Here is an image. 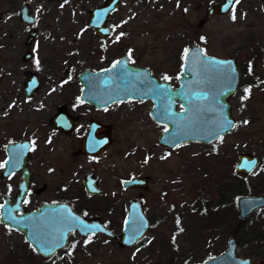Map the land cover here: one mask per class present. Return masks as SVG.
I'll use <instances>...</instances> for the list:
<instances>
[{"label": "rangeland", "instance_id": "obj_1", "mask_svg": "<svg viewBox=\"0 0 264 264\" xmlns=\"http://www.w3.org/2000/svg\"><path fill=\"white\" fill-rule=\"evenodd\" d=\"M22 1L0 0V163L2 146L10 137L41 136L47 117L44 108H34L33 101L26 103L21 93L23 73L28 70V63L20 61L26 50L24 30L16 15ZM221 1L155 0V8H146L140 0H126L111 18L113 41L105 50L93 53L95 40L88 33H79L85 29L83 11L91 6L89 0L63 10L56 9V3L34 0L42 36L33 49L39 56L42 78L57 77L67 66L72 71L82 65L104 67L131 52L135 65L149 69L158 79L167 76L174 84L182 53L193 45L206 55L232 58L238 72L236 91L228 99L234 128L209 144L163 147L157 138L165 128L148 121V110L144 115L147 103L113 109L119 117L115 143L95 166L107 196L86 207L119 233L127 201L139 197L136 191H118L116 182L130 175H148V190L141 200L150 226L145 237L128 249L103 236L80 242L74 264H198L224 251L230 238L236 243L237 255L249 258L251 264H264V207L241 220L244 223L238 227L235 206L239 196H264V0H239L226 15L206 19L205 8ZM50 28L53 42L43 33ZM119 30L123 37L114 38ZM62 55L63 62L58 59ZM245 95L247 99H242ZM65 149V145H54L50 163H56L55 156ZM240 152L258 158L256 169L247 176L234 173ZM38 157L31 171L36 185L44 183L49 191L30 197L32 206L36 201L54 199L56 182L73 177L69 170L42 167ZM75 164L71 170H78ZM9 184L0 181V202ZM18 235L0 225V264H44Z\"/></svg>", "mask_w": 264, "mask_h": 264}, {"label": "water", "instance_id": "obj_2", "mask_svg": "<svg viewBox=\"0 0 264 264\" xmlns=\"http://www.w3.org/2000/svg\"><path fill=\"white\" fill-rule=\"evenodd\" d=\"M118 1L106 0L101 8L89 13L87 27L94 29L99 38L108 34V29L103 27V22L115 10ZM232 6L233 4H229L228 0L211 4L205 8L204 17L210 19L226 15ZM20 14L21 20L27 22L28 10L25 5L22 6ZM28 40L29 37L25 44ZM188 50L187 59L184 58V52L182 54L179 85L175 89H172L166 82L151 77L147 70L126 65L122 59L118 60L122 63L115 69H112L111 66L96 74L83 71L80 78L103 77L106 74L112 75V78L120 79L121 90H116L117 93L112 102L117 99L130 98L151 100L153 104L149 114L151 119L167 128V131L164 129L157 139L159 145L174 148L189 142L209 144L219 137L229 134L234 128V126H228L227 130H224L226 120L231 121L234 125L228 99L236 91L238 72L234 60L230 57L218 58L206 54L200 56L201 50L197 45L189 47ZM212 60L223 63H207ZM30 86L33 89L28 92ZM23 88L26 96L29 97L34 91L35 84H25ZM204 95H207L208 99H203ZM176 104L180 106V111L174 110ZM168 109L171 110L172 115L166 119ZM20 146L21 143H15L5 147L6 156L0 179L4 180L16 172L19 175V184L14 197H3L1 203L3 207L0 208V224L21 234L24 241L35 250L40 259H48L56 250L64 248L67 244V234L73 231H76L83 239L87 236L100 234L113 240L119 248L127 249L143 239L149 225L141 212L140 204L135 201L129 203L127 218L119 233L107 229L97 217L83 218L62 204H39L35 211L25 210L23 203L30 188V173L27 168L29 151L25 148V153L20 156ZM252 161H255L254 167L249 169L245 166L246 163ZM257 165L258 158L256 156L240 152L236 157L234 173L247 176L254 172ZM138 181L139 179H133L127 184L129 186ZM142 181L145 182V179ZM235 206L238 218L243 220L251 213L264 207V196H239L235 200ZM60 208L63 210H59ZM60 212L67 213L70 218L58 223L51 213L60 215ZM81 221L83 223L79 224ZM85 226L89 230H84ZM93 226L96 229L94 234L90 231ZM42 229H46L47 234H44ZM64 229L66 235L63 239L58 240L55 234ZM48 242H59L63 244V247H57L54 252L46 254L44 249L50 246ZM198 264H251V262L249 258L236 254V243L233 238H230L226 242L224 251Z\"/></svg>", "mask_w": 264, "mask_h": 264}, {"label": "flooded vegetation", "instance_id": "obj_3", "mask_svg": "<svg viewBox=\"0 0 264 264\" xmlns=\"http://www.w3.org/2000/svg\"><path fill=\"white\" fill-rule=\"evenodd\" d=\"M38 1L42 4L56 3V9L63 10L68 5L76 6L75 4H77L81 0ZM89 1L91 3V6L83 11L85 19V29H80L79 33H88V35H90V37L95 40L96 44L92 52L98 53L99 50H105L107 44L113 41L112 38L115 32V26L111 22V18L122 7L126 0H119L115 10L112 11L104 19L103 27L108 29V34L103 38H99L94 29L87 27V19L89 17V13L93 10L101 8L106 0ZM32 4H34V0H23L16 12L18 21L20 22L25 34L22 43L26 50L21 55L20 61L25 64L28 63V70L24 71L20 86L22 96L26 103L33 101L35 103L34 108H44L45 116H47L43 125L44 133H42V135L38 137L35 134L28 136L24 135L19 139L10 137V139H8L2 146L0 174L2 173L3 161L6 156L5 147L15 143H21V146L19 148L22 150V155L25 153V148L29 151L27 168L30 173V188L23 203L25 210L35 211L37 210L39 204H62L68 206L74 214H77L83 218L97 217L107 229L112 231V229L109 228L108 221L106 219H102L96 214H91L87 210L86 206L89 203L95 204L97 200L99 201L107 196L108 191L102 185L101 178L97 173L95 166H97L101 161L100 157H103L115 143L114 131L116 128V121L119 117L114 114V110L128 103L133 105L147 103L148 106L146 107V110H144V115H146V112L148 110L149 120H147L155 124L157 123L154 122L149 115L153 107L151 100H135L130 98L120 100L117 99L112 102V100L115 99V94L117 93L116 90H121L119 86V84H121L119 81L120 79H118L117 77L112 78V75L108 76L105 74L103 77L93 76L89 78H80V75L83 71H87L91 74H96L97 72L110 68L114 62L122 59L128 66L149 71L151 77L158 81L166 82L171 86L172 89L178 87L179 76L176 78V83L174 84L164 79H158L152 74L149 69L135 65L134 62H132V59L129 61V53L124 52L121 56H119V58L111 60L104 67L90 69L82 65L77 69V71H72L71 68L67 66L60 72V75H58L57 77L42 78L39 74L41 71L39 68V56L33 49L34 45L36 46L38 44L37 40L39 36H42V29L39 27V12L35 7L32 6ZM140 4L142 6H145L146 8L150 6L152 8H155V0H140ZM23 5H25L26 9L28 10L26 20L27 22H23L21 20L20 12ZM81 9L83 8L79 6L78 10L81 11ZM45 10L47 12L49 9ZM60 13L63 12L60 11ZM43 33L46 37H49L51 39V42L54 41V37L52 36V28L47 29V31L44 30ZM118 34L119 35L115 36L114 38L123 37L124 32L119 30ZM28 37L29 40L27 44H25V41ZM28 47L29 49L27 50ZM69 57H71V55H69ZM58 59L63 62L64 55H62ZM75 63L80 64V61L79 63L78 61H75ZM31 83L35 84V88L32 94L27 97L24 92L23 86L25 84ZM32 89L33 88L30 86L28 88V92ZM39 94L42 95L38 97ZM49 96H53L54 98L52 100H49V98H47ZM33 98H35V100H33ZM14 108L15 103L14 100H12L11 109L14 110ZM174 110L180 111L181 108L178 104H176ZM130 116H133V114ZM59 144L65 145L66 149L62 150L61 154H57L55 156L56 163L52 164L49 160V158L54 160L51 156V151H53L52 148L54 145L58 147ZM36 157L41 159L40 163L42 167L50 168V171H52L53 168H55L59 172L62 171L61 169H63L64 172L69 170L71 171V173H73V177L70 178L72 181H65L63 177H61L60 181L56 182L55 186H53L55 188L54 199H50L47 201H36L35 205L32 206L30 204V197L43 195L44 193H47L49 191V188L44 183L41 186H37L36 181L34 180V172L33 170L31 171V169L32 162ZM64 158L67 159V161L65 160L66 163L59 161ZM78 160H82L84 163H87V167H83ZM76 162L77 164H75ZM72 164L78 166V170H71ZM133 179H139V181L128 186L127 182L132 181ZM144 179L145 182L142 181ZM0 181L10 182L7 191H5V193L1 195V205L4 196L8 198H12L15 196L19 184V175L18 173L14 172L4 180L0 179ZM16 181L17 185L15 186ZM149 182L150 177L148 175H130V177L119 178L117 180L116 187L118 191H136L138 192L137 195L139 197V199H129L127 201L123 212L121 228L127 218L128 205L131 201H135L140 204L141 212L144 218L147 220L148 225L150 226V221L144 213L143 201L141 200V194L147 192ZM67 195L70 196L71 199H68V197H66ZM57 216L61 218L62 214ZM2 226L10 230L11 232L17 233L16 231L8 228L5 225ZM18 236H20L24 241L21 234H19ZM96 236L100 237L103 235H91L83 239L76 231L70 232L67 234L66 246L64 248L56 250L50 258L45 260L40 259L37 256L35 250L26 241L24 242L28 246V249L30 250L32 255L37 256V258L44 264H64V262L74 264V257L77 254L78 244L80 242H87ZM107 239L111 240L110 238ZM73 245L75 246L73 247Z\"/></svg>", "mask_w": 264, "mask_h": 264}, {"label": "snow or ice", "instance_id": "obj_4", "mask_svg": "<svg viewBox=\"0 0 264 264\" xmlns=\"http://www.w3.org/2000/svg\"><path fill=\"white\" fill-rule=\"evenodd\" d=\"M228 3H229V4L239 3V0H228ZM226 7H227V6H226ZM235 18H236V17H235V15L233 14L232 19L235 20ZM188 53H189V50H188V49H185V50H184V58H185V59H187V57H188ZM199 55H200V56H204L203 51H201V52L199 53ZM128 60H129V61L131 60V52H129ZM121 63H122L121 61H116V62H114L113 65H112V69L117 68V66L120 65ZM207 63L216 64V63H223V62H217V61L212 60V61H207ZM109 71H110V70H109ZM164 79L167 80L168 77L165 76ZM149 91H151V89H149ZM245 91H246V93H247L248 90L246 89ZM164 94L166 95V92H165ZM203 99H205V100L208 99V96H207V95H204V96H203ZM242 99H247V95H245V97H243ZM217 103H218V101H217ZM182 110H183V109H182ZM167 112H168V115L165 117L166 119L169 118V117L172 115L170 109H168ZM244 123H247V121H245ZM228 126H234V125H232V122H231V121H227V120H226V121H225L224 130H227V127H228ZM165 131H167V128H165ZM145 162H147V160H146ZM245 166L248 167L249 169H251L252 167L255 166V161H252V162H250V163H246ZM2 207H3V205H0V208H2ZM72 219H75V218H72ZM82 223H83L82 221L79 222V224H82ZM84 230H89V229H87V227L85 226V229H84ZM90 231H92V233L94 234L95 231H96L95 226H93V228L90 229ZM65 235H66V234H63V233H62L60 239H63ZM48 243L50 244V246H49V247H46V248L44 249L46 254H50V253L54 252L55 248H57V247H63V244H62V243H59V242H56V243L48 242ZM74 246H75V245H73V247H74Z\"/></svg>", "mask_w": 264, "mask_h": 264}, {"label": "bare ground", "instance_id": "obj_5", "mask_svg": "<svg viewBox=\"0 0 264 264\" xmlns=\"http://www.w3.org/2000/svg\"><path fill=\"white\" fill-rule=\"evenodd\" d=\"M19 150H20V156L22 155V150L19 148ZM57 209V208H56ZM59 210H63V208H60ZM53 214V216H54V218L56 219V221H58V223L60 222V221H65V220H67L68 218H70L69 216H68V214L67 213H61L60 212V214H62V217L60 218V217H58L57 215H59V214H57V213H51V215ZM53 216H52V220H53ZM47 218V217H46ZM60 218V219H59ZM64 218V219H63ZM49 221H50V219H49ZM53 222V221H52ZM42 231H43V233L44 234H47L46 232H47V230L46 229H42ZM65 231V229L64 230H61V231H59L58 233H56L55 234V236L57 237V239L58 240H61L60 239V237H61V234L63 233ZM64 234V233H63ZM50 236L52 237L53 236V233L52 234H50ZM59 237V238H58ZM52 240V239H51ZM52 241H54V240H52Z\"/></svg>", "mask_w": 264, "mask_h": 264}, {"label": "trees", "instance_id": "obj_6", "mask_svg": "<svg viewBox=\"0 0 264 264\" xmlns=\"http://www.w3.org/2000/svg\"><path fill=\"white\" fill-rule=\"evenodd\" d=\"M244 222L243 221H239V220H237V226L238 227H240L242 224H243ZM264 237V236H263ZM263 240V238H260V241H262Z\"/></svg>", "mask_w": 264, "mask_h": 264}]
</instances>
